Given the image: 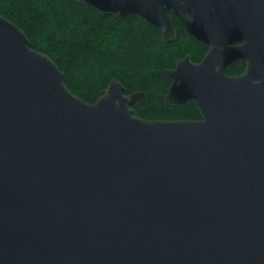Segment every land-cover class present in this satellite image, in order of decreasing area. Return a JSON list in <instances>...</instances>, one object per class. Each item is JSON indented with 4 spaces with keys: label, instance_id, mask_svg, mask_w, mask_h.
I'll list each match as a JSON object with an SVG mask.
<instances>
[{
    "label": "water",
    "instance_id": "water-1",
    "mask_svg": "<svg viewBox=\"0 0 264 264\" xmlns=\"http://www.w3.org/2000/svg\"><path fill=\"white\" fill-rule=\"evenodd\" d=\"M75 1L165 42L168 13L203 43L226 27L262 56L239 77L177 60L164 101L200 119L146 120L115 79L81 100L0 15V264H264V0Z\"/></svg>",
    "mask_w": 264,
    "mask_h": 264
},
{
    "label": "trees",
    "instance_id": "trees-1",
    "mask_svg": "<svg viewBox=\"0 0 264 264\" xmlns=\"http://www.w3.org/2000/svg\"><path fill=\"white\" fill-rule=\"evenodd\" d=\"M0 15L24 31L33 48L63 72L66 87L92 104L108 83L118 80L127 94L143 92L134 108L146 120L197 119L196 107L166 105L170 85L162 71L198 46L180 31L171 43L139 19L118 20L75 0H0Z\"/></svg>",
    "mask_w": 264,
    "mask_h": 264
},
{
    "label": "flooded vegetation",
    "instance_id": "flooded-vegetation-1",
    "mask_svg": "<svg viewBox=\"0 0 264 264\" xmlns=\"http://www.w3.org/2000/svg\"><path fill=\"white\" fill-rule=\"evenodd\" d=\"M139 1H144V4H145L147 0H139ZM102 15L113 16L111 14H102ZM167 16L169 17V19L173 25L175 39H176L178 33L180 31H182L185 35H187L190 39H192V43L195 46L199 47V50H197L196 55H193L192 53H190L188 51L182 57L176 58L173 62V66L171 68H167V69H173L175 62L177 60L183 59L186 56L190 57L193 64H200L204 60L206 55L208 53H211V56L213 58L212 59L213 64L215 66L218 65L220 67H224L222 69H223L225 76L239 77L245 72L246 68L249 66V63L254 61L256 58L258 60V56H262L261 50L259 48V41L257 39H255L254 37L246 36V38H244L241 36L239 38L238 36H236L234 38H228L229 37L228 33L231 32V29H228L225 27L223 30L222 29L219 30V32L221 33V36H220L221 38L218 39V38L210 37L211 42L203 43L202 41L196 40L194 36L188 35L183 24H182V22L178 18H176L175 16H173L170 13H168ZM127 18H135V19L141 20L137 16H131V17H127ZM127 18H125V19H127ZM115 19H117V18H115ZM141 21H143V20H141ZM145 25L152 27L154 30H156L158 32L159 36L161 37V31L160 30H158L157 28H155L151 25H148L146 23H145ZM235 26H237L240 29V32H242V31L247 32V27H248L247 23H244V24L241 23V24L235 25ZM213 32L215 33V31H213ZM175 39L173 41H175ZM162 41H163V39H162ZM173 41H171V42H173ZM163 42H165V41H163ZM171 42H165V43H171ZM238 51H240V54H238ZM228 63H231V64H228ZM166 80H168V79H166ZM169 82L171 85V80H169ZM170 85H169V87H170ZM169 87H168V89H169ZM138 92H140V91H138ZM144 101H145V99H144ZM144 101L141 104H143ZM190 103H192V102H190ZM141 104L137 105L136 107L140 106ZM188 104H186V105H188ZM192 104L196 107L198 114H199L198 107L194 103H192ZM185 106H183V107H185ZM136 107H134V108H136ZM169 107H171V106H169ZM172 108H182V107H172ZM199 119H200V114H199V117L197 119H181V120H199ZM164 121H169V120H164ZM174 121H179V120H174Z\"/></svg>",
    "mask_w": 264,
    "mask_h": 264
}]
</instances>
